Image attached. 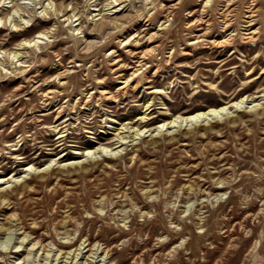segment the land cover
I'll return each instance as SVG.
<instances>
[{
    "label": "rangeland",
    "instance_id": "obj_1",
    "mask_svg": "<svg viewBox=\"0 0 264 264\" xmlns=\"http://www.w3.org/2000/svg\"><path fill=\"white\" fill-rule=\"evenodd\" d=\"M111 1L0 0V51L50 33L41 49L18 51L25 67L0 55V191L11 192L0 203V264H264V0H255L249 27L260 32L255 42L242 39L252 0H231L229 29L225 0H118L114 14ZM21 3L15 21L7 20L10 6ZM100 8L104 15L95 17ZM65 13L80 20L66 21ZM230 35L226 48L212 44ZM145 51L138 86L120 92L116 75L129 78L126 66ZM102 89L117 101L99 98ZM49 90L61 93L45 107ZM242 99L213 128L216 119L207 118L188 134L184 128L194 126L186 123L155 131L171 116ZM147 104L142 126L150 131L111 164L66 172L87 150L112 142ZM60 106L55 123L51 112ZM61 128L63 149L52 150ZM94 245L98 254L87 252Z\"/></svg>",
    "mask_w": 264,
    "mask_h": 264
},
{
    "label": "bare ground",
    "instance_id": "obj_2",
    "mask_svg": "<svg viewBox=\"0 0 264 264\" xmlns=\"http://www.w3.org/2000/svg\"><path fill=\"white\" fill-rule=\"evenodd\" d=\"M13 1V0H12ZM118 2V0H113L110 2L109 5H114L112 6L110 9V13L114 14V13H118L119 11H121V7L120 5L121 4H117L115 5V3ZM225 3H226V15L224 16L225 18V22H224V27L225 29H229L231 27V22H230V19H228V15H229V8H231L230 6H232L233 4H231V0H225ZM209 4V1L206 2V6H208ZM249 6H248V15H247V18L250 19L248 20L246 23V27L248 32L245 34L246 36H244L242 39H244L245 42H255L258 40V35H259V31L257 29H253V28H249L253 25H255V19H253V17H255V13L258 12V10H255L256 9V4H255V0H252L250 3H248ZM22 5H25V3H21V4H17V5H13V6H10L12 7V11H13V14H10L9 17L7 18V20L11 17H13V21H15V14H17L19 8H23ZM99 3L94 5L95 7H99ZM7 6V7H9ZM258 6V5H257ZM246 9V8H245ZM46 11H48L47 8H45ZM224 10V9H223ZM55 11L57 12V15L60 13L59 9H55ZM92 11L94 12H98L97 14H95L94 16L95 17H99V16H102L104 15L103 14V10L102 8L100 9H92ZM68 13H65L63 14L61 17H64L67 16ZM111 15V14H110ZM76 17V14H73L72 16L68 15L66 21H70L71 23H74L76 21H79L80 18L76 19L73 21V18ZM17 18V17H16ZM1 20L3 21V19H0V22ZM21 20V19H20ZM207 20V19H206ZM12 21V22H13ZM18 21V20H17ZM23 21V20H22ZM148 21V20H147ZM19 22V21H18ZM200 20L197 21V23H199ZM147 23V22H146ZM244 23V24H245ZM13 24V23H12ZM25 24V23H23ZM8 25V24H7ZM79 24H77L76 26H79ZM193 25V24H192ZM14 27H18L17 24L15 23L13 25ZM18 29V28H17ZM200 29V27H199ZM81 28H78V29H74V32L76 33L75 35H78L79 32H80ZM222 30V29H221ZM16 31V30H15ZM49 32H41V33H38L35 37H33L32 39H29V40H23L19 45H18V49L14 50V51H11V52H6V51H0V55H5V57L7 56L9 59H11V62L17 66V64L19 63V66L18 67H25V66H22L25 62L21 59L22 57V53L21 52H18L20 50H27V49H41V45L43 43H41V41H50V36H49ZM229 34V33H228ZM74 35V34H73ZM233 35H230L229 38L227 39H224L222 41H213L212 44L217 47V48H223L227 45L230 44V41H231V37ZM152 37V36H151ZM202 36H197L196 38L199 39L201 38ZM149 40V39H148ZM151 49V48H150ZM150 51L148 52H135L134 55H133V58L136 60V62H132L133 64H135L134 66H126L128 67L129 69H133V72L130 74L131 76L129 78H124V74L123 73H119L118 75H116L117 79H120V82L122 84V87L120 88V92H123L125 91L126 89H128V87L132 84V83H136L134 87H137L138 84H139V80H138V72H140L139 70L145 66V63L144 61L147 58V55L149 54ZM131 53V52H130ZM1 58H4L3 56H0V59ZM120 59H116L114 62H112L111 65H118L120 63ZM1 62V61H0ZM12 64V65H13ZM0 65H2L0 63ZM139 67V68H138ZM125 68V65H120L118 66L116 69L112 70V72L114 73H117V72H121L122 69ZM3 71L7 72L6 68H2ZM66 84H68L67 82L65 81H62V82H59V86L60 87H63L65 86ZM97 84H104V82L102 80H98ZM155 93H161L159 91H154ZM153 92V93H154ZM61 92L59 90H49L47 91V93H44L42 94V97H41V100H42V104H44L45 107H49L50 106V102L49 100L50 99H55L58 94H60ZM95 93H99V98L101 99H104V100H112L114 102L117 101V96L115 94H113L112 92L106 90V89H102L98 92L95 91ZM91 97V96H90ZM89 99H87L83 106H82V109H86V107L88 106V103H89ZM101 101V100H100ZM83 102V101H82ZM81 102V103H82ZM243 102V99L241 101H231L230 103L224 105V106H219V107H211L207 110H204V111H199V112H196V113H193V114H187V115H177V116H171L169 117L168 119L165 120V122H162V125H159L158 127L155 128V131L156 130H159L158 133H162L163 129L165 126H170L168 127L167 129H172V128H175V127H178V128H181L182 125L184 123H186V126L188 125H193L194 127L193 128H187L185 127L184 130V134H188L190 132H192L193 130H196L197 128V125H201L200 123L203 122V121H207V118H212V119H216L214 122H210L209 126H211V128H213V126L217 125V122H219L222 117L224 115H229L230 113H226V110L228 109H233L234 107H239V105ZM254 107H258V106H254ZM151 106L150 104H147L146 106V109L145 111L143 112L142 115H139V117H137V119H135V121L133 122H128V123H122L120 124V128L119 130H122V132L116 134V136H114V140L110 143H108V145H103V144H100L96 149L94 150H87L86 151V154H82L83 157H86L87 159L85 161H76L75 163H71L69 164L67 167V173H72V172H87L89 171V167L92 166V165H102V164H111L114 160H115V157H117V153L119 152V150L126 144H129V143H133L136 139H138L137 137H141L143 135V133H147L149 132L150 130H147V128L145 126H142L143 124H145L149 119L150 117H148L149 115V110H150ZM73 110L72 111H76V108L73 107L72 108ZM252 109V108H251ZM236 112H239V110H235ZM64 112V107L63 106H60V107H57L56 109H53L51 113H57L56 115V122L59 121L61 119V115L63 114ZM192 113V112H191ZM263 114V113H262ZM230 117H234V116H230ZM239 118H241V116H237ZM237 119H234L233 122H236ZM67 122V121H65ZM245 123V122H244ZM137 124V126L135 125ZM246 124V123H245ZM206 125L207 124H203L202 127L204 129H207L206 128ZM142 126V127H141ZM59 126H56L55 129L57 130ZM144 127V128H143ZM62 129H60V131L57 133V137L56 138V142H55V147L54 149L52 150H57V149H60L62 148L63 149V146L65 144V131L62 132ZM166 129V130H167ZM167 134H169L167 132ZM156 137V136H155ZM221 137V136H220ZM175 137H171V140H173ZM157 141L154 140L152 142V144H156ZM118 145L120 144L118 147L114 148V149H111L110 153L108 152L109 148H111L112 146H115V145ZM111 152H114V153H111ZM103 155V157L101 159H97V158H94V156H96L97 154H100V156ZM75 154H80L79 152L75 153ZM62 157V156H61ZM65 156H63L64 158ZM69 158V157H68ZM67 164V163H66ZM27 169L24 171V173H27L29 170H30V166L26 167ZM60 172V171H59ZM41 173H44V172H41ZM16 175V174H15ZM14 175V176H15ZM40 178L41 179H44L46 178V175L45 174H41L40 175ZM5 180L4 179H1L0 178V185H2V183L4 182ZM29 185V181L25 180L23 182V184L21 185V187L24 189L26 187H28ZM16 190V186H15V189L12 190V191H15ZM10 195H11V192H8V191H0V203H3L6 201L9 200L10 198ZM37 240V238H36ZM174 243V242H173ZM37 244H34L32 247L34 248ZM90 246V243L87 244V246H85L86 248ZM82 247V246H81ZM95 245L93 247H90L87 252H91V254L94 252V250L96 251L95 254H98V248L102 247L101 244H98L96 249H94ZM39 249V248H38ZM43 249H46L45 246H43ZM101 249V248H100ZM103 249V248H102ZM37 250V249H36ZM105 250V249H104ZM107 250V249H106ZM105 250V252H107ZM28 251V250H27ZM76 251L80 252V248L79 250L77 249ZM53 252V251H52ZM100 252V251H99ZM39 253V252H38ZM75 253V252H74ZM84 253V251H83ZM72 254L71 252L68 253V255ZM107 254H109V252H107ZM28 255H31V253L28 252ZM79 253L76 254V256L74 257H78ZM46 259L48 260L49 259V252L46 253ZM60 256V253L59 255ZM83 256V255H82ZM61 257V256H60ZM91 257V256H90ZM109 257V256H108ZM73 258V257H72ZM68 259V257H67ZM58 260V258H57ZM90 261V260H89ZM104 261V260H103ZM102 261V262H103ZM110 262V261H109ZM108 262V263H109ZM24 264H26V262H24ZM110 264H114L113 262H110Z\"/></svg>",
    "mask_w": 264,
    "mask_h": 264
}]
</instances>
